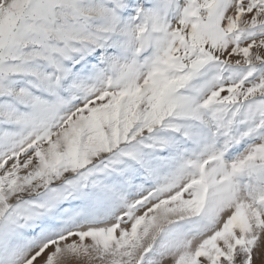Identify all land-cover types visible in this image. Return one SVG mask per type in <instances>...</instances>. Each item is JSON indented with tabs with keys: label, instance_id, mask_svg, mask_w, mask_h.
Returning a JSON list of instances; mask_svg holds the SVG:
<instances>
[{
	"label": "snow or ice",
	"instance_id": "obj_1",
	"mask_svg": "<svg viewBox=\"0 0 264 264\" xmlns=\"http://www.w3.org/2000/svg\"><path fill=\"white\" fill-rule=\"evenodd\" d=\"M0 264H264V0H0Z\"/></svg>",
	"mask_w": 264,
	"mask_h": 264
}]
</instances>
